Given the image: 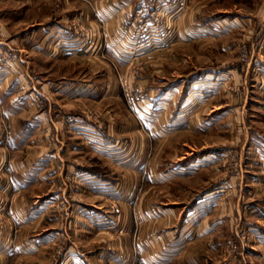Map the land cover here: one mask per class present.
<instances>
[{"label":"rangeland","instance_id":"374dc122","mask_svg":"<svg viewBox=\"0 0 264 264\" xmlns=\"http://www.w3.org/2000/svg\"><path fill=\"white\" fill-rule=\"evenodd\" d=\"M150 1L147 17L126 5L124 54L116 47L113 54L111 45L119 41L91 14V0H0V42L20 43L33 29L50 26L51 39L89 44L88 60L52 62L41 73L48 69L57 75L59 69L86 79L89 71L100 88L113 83L109 94L100 91L80 111L84 119L92 116L111 140L100 141V146L107 143L110 160L100 157L96 162L90 154L83 160L114 182L109 195L99 194L98 199L83 193L84 203L96 205L91 215L75 207L81 196L63 192L68 176L57 177L51 187L15 188L11 193L9 183L17 186L22 179L15 170L28 166V148L26 143L0 145V246L19 245L13 264H264V241L257 242L254 231L258 225L259 237L264 236V219H257L248 205L258 203L264 212V168L258 160L264 149V69L259 63L264 61V0ZM156 41L168 43L163 52L155 51ZM9 51L0 48V124L10 117V87L16 83ZM24 80L16 83L22 95L29 86ZM171 85L177 88L172 105L170 99L157 97ZM146 107L149 117L164 108L163 120L177 110L183 123L177 136L156 140L140 116ZM5 153L8 159L19 156L18 167L8 163ZM193 160L199 170L186 173V163ZM198 199L204 205L198 210L201 216L181 225L184 207L191 208ZM26 200L29 208L21 205ZM235 210L243 217L240 223L229 220ZM223 214L228 219L212 225ZM209 232L216 234L214 239L199 236ZM27 245L29 255L20 249ZM76 246L88 255L78 256Z\"/></svg>","mask_w":264,"mask_h":264},{"label":"crops","instance_id":"0c3cea01","mask_svg":"<svg viewBox=\"0 0 264 264\" xmlns=\"http://www.w3.org/2000/svg\"><path fill=\"white\" fill-rule=\"evenodd\" d=\"M91 1L93 3L91 14L101 18L102 21L105 22V30L110 33V37H112L111 39L115 38L117 42L119 41L118 45H111L113 54H116L114 47H116L118 52L124 54L123 47L126 45L129 30L126 27L125 29L122 27L123 10L126 8V5L128 8L131 6L134 11H137V15L147 17L152 2L150 0ZM49 28L50 26L47 27V29L45 26H39L37 29H33L30 31V36H28L30 38L21 40L20 43L19 41H13V44L11 43V45H7L4 42H0V48L9 47V52L14 55L12 58V61H14L12 62V66L15 69V71L12 72V78L15 79L14 82L18 84L20 78L23 80L26 79L27 85L30 86H26L28 91L25 95H22L23 91L20 93L18 85L11 82L10 92L12 105L10 117L8 116L5 122L0 124V145L11 144V146L17 148L19 143H26L28 148L25 157L28 166L24 169L19 168L20 160L18 155H15L14 157L11 156L10 159H8V154L5 153L6 160H9V164H16V167L19 165L18 170H15L16 174L22 175L19 185L16 186L14 181L9 183V191L14 193L16 190L15 188H17V191H21V189L23 190L38 186L51 187L56 183L57 177L58 179H61L64 176H68L70 180L63 181L65 186L62 190L66 193V190L68 189V193H75L81 196L79 197L78 202L74 201V205L77 209L81 210L80 214L87 216L91 215L90 213L94 211L92 207H96V205L92 203H84L82 199L83 193H86L92 198L94 197L98 199L99 194L109 195V192L114 187V182H109L106 175L97 172L96 169H93L92 165L86 166L83 163V160L87 158V154H90V160L95 159L96 162L100 157H106L110 160L112 156L105 148V144L111 141L108 139V136L105 135V129L100 127V125L93 120L92 116L89 118L85 116L86 119H84V116H82L83 114H80V111L86 107L83 102L97 99L100 91L105 90L104 92L109 94V91L111 90L110 87L113 83H107L104 89L100 88L98 77L94 78V75H88L91 74L89 71L88 74L86 73L83 75L86 79L80 78V73L77 74L73 71L62 73L59 69H57V75H55L54 72L51 73L48 69L41 73L39 69L46 67L47 64H51L52 62L67 63L70 61L83 62L84 60H88L86 58V49L89 47V44L70 38L67 39L66 37L51 39L49 38ZM39 31L41 33V38L35 39L34 34ZM156 42L157 49H155V51L163 52L168 43L164 41ZM250 42L249 45L252 44V41ZM150 52L152 53L153 51ZM20 62L23 63L22 66H20ZM259 63L264 69V61L259 59ZM20 67L23 69L20 70ZM53 68L54 67L51 69L53 70ZM46 72H48V75H45ZM48 77H51L52 79H60L52 81ZM107 78H110V80L112 79L108 76ZM260 79L262 83H264V71L260 73ZM176 89L177 88L174 85L166 87L164 92L158 93L157 97L165 100L170 99V105H172L173 95L175 94L173 92ZM189 89L190 88L188 87L187 91H189ZM261 92H264V89ZM187 95L186 100L190 97L189 94ZM182 108H184V106ZM188 108L189 107H187L186 110L182 109L183 112L187 113L189 111ZM162 109L160 108L157 110V112L159 111V115H155L154 117L148 116L147 107L144 109L146 111L145 115L140 114L141 117L143 116L142 118H145L144 123L146 129L151 132L154 130L153 135L156 140H168V138L177 136L178 129L180 128V125L183 124L182 122H179L180 113L177 110L174 115L172 114V110H169V117L164 118L163 120V117L160 115ZM162 113H165V111H162L161 114ZM147 121L149 122L147 123ZM100 134L104 140L100 139ZM142 138L141 135L138 137L137 142L139 145L143 142ZM260 140L264 148V137H261V135ZM100 141H105L107 143L100 146ZM142 153V151H139V155ZM0 159H3L2 154L0 155ZM258 160L262 163L261 166L264 168V149L258 154ZM195 163V160L186 163V173H196L194 170L196 168V170H199V167H197ZM56 167H58L59 170H56ZM204 167L205 166H202L201 169ZM143 171L142 172L145 175L146 170L144 169ZM157 177L156 180H159V177ZM16 179L19 180L18 178ZM255 181L258 182L259 180ZM38 199H43V201H45L44 197H38ZM17 201L19 203L24 202L21 201V199H17ZM198 201L199 199L195 201L191 208L187 209L188 206H185L186 208L184 207L185 211L183 210L184 215L182 214L183 219L181 220V225L184 226L188 223H192L194 222L193 220L201 216L199 213L201 211L198 212V210H200L201 207L204 210V205L201 203V200ZM27 202L28 201L26 200L25 204L21 203V205L29 208ZM248 205L250 206V211L256 210L253 213L257 219H264V212L259 210L258 203H249ZM174 209L175 208L171 206L169 211L171 217H173L175 212ZM234 212L233 215L228 216L230 218L229 220L236 223L239 220L238 223H240L243 217L241 214L238 216L236 210ZM227 215H219L216 222L214 220L212 221V225L225 222L228 219H224ZM210 217V215L206 214L207 219ZM77 220L79 221L80 219L77 218ZM155 220H157V218H155L153 222H156ZM256 228L259 230L260 226L256 225ZM257 229L254 230L256 231V241L258 242L261 240L263 242L264 238L262 237L264 236L262 235L260 238ZM252 230L253 229H251V231ZM175 231L176 229L173 230V233H175ZM168 233L169 232L167 231V234ZM179 235L182 234L179 233ZM199 236L204 239H214L216 234H214V232H209L207 234H199ZM11 237L16 240L18 235L12 233ZM17 241L18 240H16V242ZM262 247L264 248V242ZM20 249L24 250L23 253L26 255L31 253L29 245L21 247ZM75 253L81 257L88 255L84 254L80 246H76ZM18 254L19 245H16L15 243L6 245L5 247L0 246V264H6L4 262L9 258L11 259V264H13L12 257L18 256ZM147 256H151V253ZM256 257L258 260L261 258L259 255ZM261 259L264 261V255ZM148 261L149 259L146 257L144 262L146 263ZM15 264H17V260ZM83 264H90V261H84Z\"/></svg>","mask_w":264,"mask_h":264},{"label":"bare ground","instance_id":"6f19581e","mask_svg":"<svg viewBox=\"0 0 264 264\" xmlns=\"http://www.w3.org/2000/svg\"><path fill=\"white\" fill-rule=\"evenodd\" d=\"M201 84H202V83H201ZM174 92H175V91H174ZM174 92H173V93H174ZM167 95H168V94H167Z\"/></svg>","mask_w":264,"mask_h":264}]
</instances>
